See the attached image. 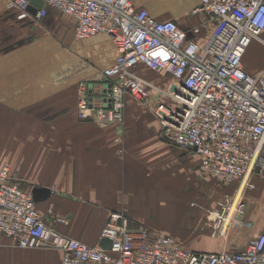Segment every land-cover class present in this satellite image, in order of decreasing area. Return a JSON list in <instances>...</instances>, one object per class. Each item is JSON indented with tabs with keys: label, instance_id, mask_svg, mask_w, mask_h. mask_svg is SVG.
Returning <instances> with one entry per match:
<instances>
[{
	"label": "crops",
	"instance_id": "1",
	"mask_svg": "<svg viewBox=\"0 0 264 264\" xmlns=\"http://www.w3.org/2000/svg\"><path fill=\"white\" fill-rule=\"evenodd\" d=\"M7 3L0 0V168L9 167L11 182L23 190L50 191L47 199L35 202L48 224L65 236L99 246L108 214L123 212L135 226L206 252L243 250L263 231L264 218H257L258 212L255 218L248 208L239 226L236 220L225 237L210 236L206 241L180 228L186 217L201 218L198 208L191 206L198 193L210 187L216 204L235 186L201 179L198 154L167 141L153 111L131 96L126 98L122 123L102 127L94 120L81 121L78 84L96 80L116 62L118 51L112 40L106 34L77 40L76 20L55 8H49L39 22L19 20ZM136 4L158 20L177 21L183 29L200 26L201 33L190 38L201 42L215 26L207 13L193 14L200 0ZM50 45L52 52L45 50L50 54H38L37 48ZM141 67L136 72L143 77ZM243 69L253 76L264 72V32L262 41L252 42L246 51ZM62 260L60 250L20 248L0 234V264H62Z\"/></svg>",
	"mask_w": 264,
	"mask_h": 264
},
{
	"label": "built area",
	"instance_id": "2",
	"mask_svg": "<svg viewBox=\"0 0 264 264\" xmlns=\"http://www.w3.org/2000/svg\"><path fill=\"white\" fill-rule=\"evenodd\" d=\"M136 2L44 0L36 15L29 11L31 0H8L7 8L19 20L38 22L55 8L76 20L77 40L109 36L116 62L96 80L80 82L78 118L102 127L122 123L127 96L151 106L162 136L198 154L201 179L235 186L211 212L213 237H225L246 213L243 197L255 188L254 174L264 170V72L253 76L243 69L252 42L262 41L264 0H200L193 14L205 12L215 22L203 42L190 38L201 33L200 26L186 30L175 20H158ZM139 66L172 78L169 101L153 99L152 84L136 72ZM9 172L0 168V234L20 248L60 250L62 264H264V229L240 251H194L173 236L135 226L123 212H110L100 245L89 246L48 224L32 192L11 182ZM103 240L112 242L110 249L101 247Z\"/></svg>",
	"mask_w": 264,
	"mask_h": 264
},
{
	"label": "rangeland",
	"instance_id": "3",
	"mask_svg": "<svg viewBox=\"0 0 264 264\" xmlns=\"http://www.w3.org/2000/svg\"><path fill=\"white\" fill-rule=\"evenodd\" d=\"M48 48L51 53L52 52L51 45L48 47L37 48V52L38 54L42 52L41 55H43L44 57L45 54H50L49 52L45 53V50H47ZM139 73L152 84L153 99H157L160 97V95H162L161 98L163 100L169 101V97L166 94L167 91H169V89H172L174 85L173 80L169 75L160 74L155 71L148 70L146 68H142V71H140ZM79 84H78V89H79ZM78 98H79V93H78ZM141 105L145 106L146 108L151 107V106H146V104H141ZM252 182L255 184V188L247 189L243 197L246 203V208L249 209V210L247 209L248 210L247 213L255 212V218H256V213L258 212L259 216L257 215V218H259L260 216L261 218H264V170L258 171L256 174H254ZM211 196L212 194L210 187H209V191L207 190V192L198 193V196L195 198L196 200H194L191 206L198 208V210L201 213L200 215L201 218L199 220H196L195 218L190 220L186 217L179 225L180 228L188 229L190 231L189 234L192 235L199 234L200 236H202L201 238L203 239L205 238L206 241H207L206 237L210 238V236L211 237L213 236L216 225L215 218L211 215V212L213 208L216 206V204L213 201V198L211 200ZM244 215L237 216L238 222L236 224L234 222L233 224H235V226L236 225L239 226L238 223L242 222L240 220V217L244 218ZM213 218H214V226L212 225ZM216 237H220V236H216ZM216 239H220V238H216ZM187 247L189 246L187 245Z\"/></svg>",
	"mask_w": 264,
	"mask_h": 264
},
{
	"label": "water",
	"instance_id": "4",
	"mask_svg": "<svg viewBox=\"0 0 264 264\" xmlns=\"http://www.w3.org/2000/svg\"><path fill=\"white\" fill-rule=\"evenodd\" d=\"M44 6V0H31V6L29 8V11L32 15H36L37 12L42 9ZM33 199L35 202L47 199L50 195V191L45 188H35L32 191ZM112 246V242L110 240H103L101 242V247L103 249H110Z\"/></svg>",
	"mask_w": 264,
	"mask_h": 264
},
{
	"label": "bare ground",
	"instance_id": "5",
	"mask_svg": "<svg viewBox=\"0 0 264 264\" xmlns=\"http://www.w3.org/2000/svg\"><path fill=\"white\" fill-rule=\"evenodd\" d=\"M216 226V225H215Z\"/></svg>",
	"mask_w": 264,
	"mask_h": 264
}]
</instances>
